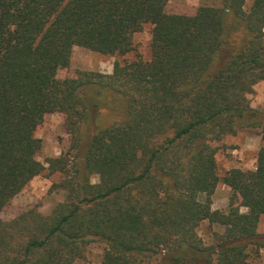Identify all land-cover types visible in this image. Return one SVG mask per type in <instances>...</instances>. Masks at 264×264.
I'll use <instances>...</instances> for the list:
<instances>
[{
  "label": "trees",
  "instance_id": "1",
  "mask_svg": "<svg viewBox=\"0 0 264 264\" xmlns=\"http://www.w3.org/2000/svg\"><path fill=\"white\" fill-rule=\"evenodd\" d=\"M246 1L184 14L167 12L169 0H0V215L34 177L65 174V199L49 214L0 217V264H74L92 240L106 244L102 264L161 253L169 264L259 256L264 148L254 168L221 175L212 144L258 122L248 94L264 80V0L249 9ZM146 24L150 60L59 76L75 46L126 54ZM121 99L124 117L96 127L79 163L70 165V150L39 159L36 130L47 114H65L78 149L83 124ZM221 182L232 190L227 210L212 207ZM204 221L224 228L211 244L197 231Z\"/></svg>",
  "mask_w": 264,
  "mask_h": 264
},
{
  "label": "rangeland",
  "instance_id": "2",
  "mask_svg": "<svg viewBox=\"0 0 264 264\" xmlns=\"http://www.w3.org/2000/svg\"><path fill=\"white\" fill-rule=\"evenodd\" d=\"M252 3L253 0H247L245 8L249 9ZM202 5L222 6L223 4L222 0H169L166 11L169 13L194 14ZM233 22L232 13L228 12L226 23L232 24ZM151 41L152 25L146 24L141 31L134 34V48L126 54H103L83 46H75L70 65L62 68L59 71V76L62 78L76 77L81 71L110 74L113 72L117 61L125 63L136 59L150 60L152 56ZM248 98L251 106L258 110L255 116L258 121L257 125L241 128L236 134H227L221 140L212 141V144L218 147L217 162L221 175L234 167L254 168L259 152L261 148H264V80L255 85L254 90L248 94ZM116 107V109L111 107L102 109L97 118L83 124L78 149L72 147V137L67 128L65 114L62 112L47 114L36 130V135L42 139L39 159L46 162L47 159L60 156L70 150V165L79 163L89 147L94 130L106 127L124 117L125 100L121 99L120 104H116ZM64 176L65 174L61 171L51 173L46 170L43 174L34 177L4 208L0 215L1 219L4 221L12 220L32 208L37 209L44 215L49 214L59 202L65 199V191L58 186ZM91 180L92 182H98L99 176L93 175ZM231 195V188L223 182L219 183L212 195V207L227 210ZM223 229L221 225L204 221L198 226L197 231L205 244H211L214 233L223 231ZM258 231L264 233V215L261 217ZM105 247L106 244L102 241H90L84 250L83 256L76 259L74 264H102ZM138 264L169 263L165 262L164 254L161 253L156 256H142ZM249 264H264V248L260 250L259 256L253 254L249 258Z\"/></svg>",
  "mask_w": 264,
  "mask_h": 264
}]
</instances>
